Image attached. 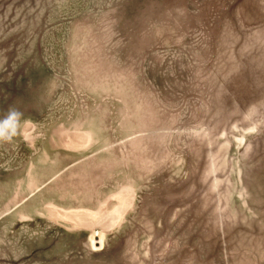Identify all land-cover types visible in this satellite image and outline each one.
I'll use <instances>...</instances> for the list:
<instances>
[{
	"label": "rangeland",
	"instance_id": "obj_1",
	"mask_svg": "<svg viewBox=\"0 0 264 264\" xmlns=\"http://www.w3.org/2000/svg\"><path fill=\"white\" fill-rule=\"evenodd\" d=\"M11 112L0 264H264V0H0Z\"/></svg>",
	"mask_w": 264,
	"mask_h": 264
},
{
	"label": "clouds",
	"instance_id": "obj_2",
	"mask_svg": "<svg viewBox=\"0 0 264 264\" xmlns=\"http://www.w3.org/2000/svg\"><path fill=\"white\" fill-rule=\"evenodd\" d=\"M18 115H19V114L16 113V112H11V113L9 114V117L6 118L3 122H0V123H2L3 125H8V124H9V121L16 119V118L18 117ZM0 135H3L5 139H10L12 135H15V129L12 128V129H10V130L7 132V134H5V133H0Z\"/></svg>",
	"mask_w": 264,
	"mask_h": 264
},
{
	"label": "bare ground",
	"instance_id": "obj_3",
	"mask_svg": "<svg viewBox=\"0 0 264 264\" xmlns=\"http://www.w3.org/2000/svg\"><path fill=\"white\" fill-rule=\"evenodd\" d=\"M117 209V208H116ZM116 215V214H115ZM106 216V215H105ZM114 217V216H113ZM119 217V216H118ZM101 219H103V218H101ZM108 227H110V226H108ZM107 228V227H106Z\"/></svg>",
	"mask_w": 264,
	"mask_h": 264
}]
</instances>
